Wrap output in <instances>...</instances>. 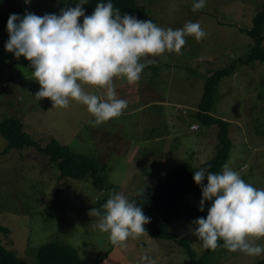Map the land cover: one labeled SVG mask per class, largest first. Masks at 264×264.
<instances>
[{"label": "rangeland", "instance_id": "rangeland-1", "mask_svg": "<svg viewBox=\"0 0 264 264\" xmlns=\"http://www.w3.org/2000/svg\"><path fill=\"white\" fill-rule=\"evenodd\" d=\"M22 1L25 12L44 15L58 14L76 0ZM137 1L156 25L177 29L198 22L206 36L198 42L187 36L178 54L154 58L136 84L116 78V94L127 108L119 118L99 125L90 123L85 106L76 102L61 109L46 98L37 101L32 68L23 57L5 51L8 33L0 26V122L19 119L41 147L55 140L106 166L105 190L100 192L91 178L62 177L35 149L6 151L7 141L0 135V228L6 229L0 230V245L26 264H38L39 249L53 242L75 248L82 264H142L145 251L156 264H191L182 247L148 234L115 247L96 228L98 218L88 213L115 189L131 200L179 164L196 168L216 156L217 127L204 126L196 117L204 84L211 73L248 57V31L264 0H206L195 12L193 0ZM212 115L229 122L233 147L226 165L245 182L264 188V63H238L234 74L219 82ZM200 199L191 193L185 201L198 209ZM171 229L178 238H190L196 260L203 264L264 259V254L253 257L224 247L207 255L182 213ZM256 243L264 245V239Z\"/></svg>", "mask_w": 264, "mask_h": 264}, {"label": "clouds", "instance_id": "clouds-1", "mask_svg": "<svg viewBox=\"0 0 264 264\" xmlns=\"http://www.w3.org/2000/svg\"><path fill=\"white\" fill-rule=\"evenodd\" d=\"M27 2V0H26ZM78 0L74 7L57 13L37 15L12 13L6 22L8 40L4 48L13 57H23L38 83L35 98L48 99L52 107L66 109L72 102L85 106L99 125L119 118L127 101L118 98L114 80L123 78L136 84L143 70L164 53H179L191 36L200 41L206 32L198 22L188 21L182 28H162L149 19L121 14L111 0L98 2L90 15ZM206 0H193L192 11L205 7ZM193 182L200 188L198 211L206 216L192 223L193 235L205 249H216L218 240L229 252L248 256L264 254V188L245 182L240 174L224 165L220 172L200 168L193 172ZM206 181V183H204ZM144 188L137 192L143 193ZM88 215L97 217L96 228L107 233L110 243L124 248L126 241L147 235L150 222L140 205L120 192H113ZM151 239V238H150ZM142 264H156L145 251Z\"/></svg>", "mask_w": 264, "mask_h": 264}, {"label": "trees", "instance_id": "trees-1", "mask_svg": "<svg viewBox=\"0 0 264 264\" xmlns=\"http://www.w3.org/2000/svg\"><path fill=\"white\" fill-rule=\"evenodd\" d=\"M77 2L78 0L71 7H74ZM98 2H101V0H87V3L83 6L85 8V15H90ZM103 2H107V0H103ZM111 2L113 8L119 9L121 14L127 13L136 16L138 19L153 21L147 9L138 4L137 0H111ZM12 13L22 16L25 13L24 2L22 0H0L1 27L6 26L7 18ZM248 36L252 40L248 57L236 60L227 67L211 73L205 81L203 95L198 104L197 119L204 126L217 127L219 149L216 156L209 162L196 168L186 162L179 164L166 174L161 175L155 185L131 199L135 200L137 205L141 206L144 214L150 218V222L144 226L146 233L154 239L170 242L175 246L182 247L186 251L191 264L203 263L196 260V254L191 247L190 238H178L171 228L174 218L180 213L183 214L185 220L193 229L195 225L192 222L197 217L206 216L207 214L205 211H198L197 208L186 202L185 198L191 193L201 196L200 188L194 184L192 179L194 171L204 167L211 172H220L228 161L233 147L229 136V122L212 115L215 105V93L219 82L223 78L232 76L238 63L250 64L254 61L264 63V1L253 18ZM0 135L7 141L6 151L13 149L18 151L28 148L35 149L45 155L50 163L57 166L62 177L74 180L91 178L94 187L98 191L102 192L105 190L106 166L100 164L96 159L74 153L68 146L61 145L55 140L50 141L45 147H41L38 142L32 140L25 133L23 123L16 118L5 119L0 122ZM110 195L98 203L97 209L103 211L101 205ZM0 230L6 232V229L3 227ZM220 245H222V241L218 240V247L216 249L204 248L206 254L209 255L221 248L222 246ZM37 261L38 264H82L75 248L55 242L46 244L39 249ZM0 264L26 263L20 260L13 252L0 245ZM256 264H264V259Z\"/></svg>", "mask_w": 264, "mask_h": 264}, {"label": "built area", "instance_id": "built-area-1", "mask_svg": "<svg viewBox=\"0 0 264 264\" xmlns=\"http://www.w3.org/2000/svg\"><path fill=\"white\" fill-rule=\"evenodd\" d=\"M195 128L197 129L198 127L196 125L195 126H192V129H195Z\"/></svg>", "mask_w": 264, "mask_h": 264}]
</instances>
